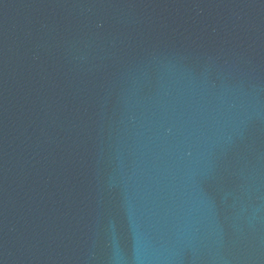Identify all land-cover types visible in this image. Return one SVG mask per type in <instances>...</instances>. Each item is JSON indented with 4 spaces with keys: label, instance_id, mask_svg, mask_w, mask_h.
Listing matches in <instances>:
<instances>
[{
    "label": "water",
    "instance_id": "1",
    "mask_svg": "<svg viewBox=\"0 0 264 264\" xmlns=\"http://www.w3.org/2000/svg\"><path fill=\"white\" fill-rule=\"evenodd\" d=\"M0 264H264V0H0Z\"/></svg>",
    "mask_w": 264,
    "mask_h": 264
}]
</instances>
